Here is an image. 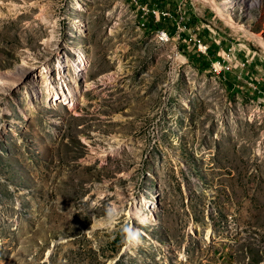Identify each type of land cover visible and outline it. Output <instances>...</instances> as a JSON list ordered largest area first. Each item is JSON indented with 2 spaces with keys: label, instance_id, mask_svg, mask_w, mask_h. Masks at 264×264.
Segmentation results:
<instances>
[{
  "label": "rangeland",
  "instance_id": "1",
  "mask_svg": "<svg viewBox=\"0 0 264 264\" xmlns=\"http://www.w3.org/2000/svg\"><path fill=\"white\" fill-rule=\"evenodd\" d=\"M210 1L0 0V264H264V0Z\"/></svg>",
  "mask_w": 264,
  "mask_h": 264
},
{
  "label": "bare ground",
  "instance_id": "2",
  "mask_svg": "<svg viewBox=\"0 0 264 264\" xmlns=\"http://www.w3.org/2000/svg\"><path fill=\"white\" fill-rule=\"evenodd\" d=\"M207 2L209 1V2H211L210 0H206ZM225 17V16H224ZM169 38H166V39H164V40H162V41H167ZM260 40V39H259ZM80 56V55H79ZM77 70V69H76ZM21 79H23V81L24 82H26V83H32L33 82V80H32V78H31V76H29V75H24V76H22V78ZM1 80V79H0ZM3 80V79H2ZM77 81V80H76ZM78 92V91H77ZM67 95H69V94H67ZM75 97H77V94H76V92H74V91H71V94L69 95V96H65V98H64V96H63V98L61 97V96H59V95H56L55 96V98H54V104H57L58 102H60V101H67L68 102V104H70V106L71 107H74L75 108V103H74V98ZM76 99V98H75ZM154 197H153V200H151V202L148 204V208H152L153 210H152V212H150V214H145V212H143L142 210H140L137 206V204L135 203V202H133V203H135L136 204V206L134 207V209H133V207H132V209H131V211H130V214H133V216L136 218V219H138L140 222H142V223H152L154 220H155V216H154V211H155V209H156V198H155V195H153ZM137 200V199H136ZM147 202H149V201H147ZM147 204V203H146ZM134 205V204H133ZM131 208V207H130ZM129 213V212H128ZM149 213V212H148ZM115 214V213H114ZM116 215H111V217H110V219H108L106 222H105V224L104 223H99V224H97V226H103V225H109V226H112L113 224H115L116 222H115V220H116V217H115ZM129 216V215H128ZM132 216V215H131ZM132 216V217H133ZM156 221V220H155ZM135 228V227H134ZM132 247V246H131Z\"/></svg>",
  "mask_w": 264,
  "mask_h": 264
},
{
  "label": "clouds",
  "instance_id": "3",
  "mask_svg": "<svg viewBox=\"0 0 264 264\" xmlns=\"http://www.w3.org/2000/svg\"><path fill=\"white\" fill-rule=\"evenodd\" d=\"M111 215V213H110ZM125 238L124 242L130 246H134L139 243L141 233L138 230H135L131 227L124 228Z\"/></svg>",
  "mask_w": 264,
  "mask_h": 264
},
{
  "label": "built area",
  "instance_id": "4",
  "mask_svg": "<svg viewBox=\"0 0 264 264\" xmlns=\"http://www.w3.org/2000/svg\"><path fill=\"white\" fill-rule=\"evenodd\" d=\"M165 15H167V14H165ZM166 38H169L168 34L165 31H160V39L164 40ZM207 48H208L207 46L200 44V50L206 51Z\"/></svg>",
  "mask_w": 264,
  "mask_h": 264
}]
</instances>
